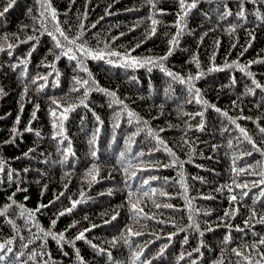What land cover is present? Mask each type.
Segmentation results:
<instances>
[{
  "label": "trees",
  "instance_id": "1",
  "mask_svg": "<svg viewBox=\"0 0 264 264\" xmlns=\"http://www.w3.org/2000/svg\"><path fill=\"white\" fill-rule=\"evenodd\" d=\"M7 2L8 0H0V11L7 6ZM44 4H50L51 8L57 11L60 26L68 36L79 35L80 25L83 24L85 30L82 40L86 41V46L94 52L115 50L123 54L140 44V47L131 53L133 57L138 58H158L168 52L169 40L177 32L175 25L177 13L180 12L178 0H159L156 10L163 9L166 14L156 17L161 23L156 25L155 35L150 34L152 25L148 19L154 10L147 5L146 0H75V3L71 0H41V3L37 0H16L13 7L0 16V45H18L11 49L12 56H8L7 52H0V88L4 90L0 95V160L5 162V171L0 173V180L3 181L0 183V207L11 203L7 198L13 192L16 193V205L9 209L8 215L0 217V243L13 239L14 251H24L25 256L21 260H27L30 250L42 251L40 245L43 240L35 239L36 236L42 235L40 229H49L51 220L55 219L60 211L71 207V200L82 199V203L71 214L59 218L54 231L65 232V240H74L80 231L91 228L85 235L87 241L97 245V249H93L86 241H76L74 246L64 243L61 247L49 238L43 249L51 254L49 264H80L76 256L77 250L84 264H113V261L115 264H132L133 250L139 251L137 245L144 248L141 260H151L152 264H177L181 253L185 258L179 260V264H191L192 260H195L196 264H213L221 258L224 264H235L238 258L231 249L242 248L244 244L251 245L258 238L253 235L254 232L264 236V224L255 221H252L249 227L244 224L249 207H255L258 213L264 212V205L252 204V197L259 190L251 184L249 187L252 191L249 197L244 198L239 214L234 218L225 217L223 222L220 220L225 210H231V193L223 186L231 184L235 176L232 172V158L246 150H252L251 146L221 113L213 109L205 110L194 101L188 103L191 97L186 85L173 82L159 68L148 72L146 67L124 68L107 62L114 60L119 64L117 57L106 55L102 60L85 57L84 66L91 73V78L97 82V86L114 91L127 105V110L123 105L110 106L111 98L95 91V86L85 100L88 107L80 105V101L84 99V90L81 88L78 92L72 91L73 77L87 79L88 74L79 70L76 61H69L66 57L56 61L49 52L53 48L51 38L42 34L43 29L40 32L33 31L35 27H39L41 20L49 28L53 26L50 10L46 11ZM244 8L246 19L242 20L237 17L240 10L239 0H200L197 7L185 18L179 44L173 54L164 61V65L168 70L184 77L204 72L202 78L194 81L203 99L222 111H227L230 117L246 129L257 146L264 150V134L258 131V125L264 127V91L256 89L254 94H249V87H254L251 84L252 78L238 68L208 72L213 64L223 67L226 61H238L241 65H248L249 61L264 60V23L256 18L257 13L264 15V5L248 2ZM227 11L232 15L222 18ZM41 12L45 13L44 17H40ZM232 26H236L234 32L231 31ZM249 32L253 33L254 40L249 36ZM29 35L38 39L28 43H20L16 39L19 37L20 40H25ZM5 36L7 41L3 39ZM113 37L118 39L113 40ZM216 41H219V45ZM33 44L35 51L32 52L26 69L21 66L13 71L10 65L26 58ZM196 60L199 61V68L196 66ZM52 63H55V71L47 66ZM248 70L264 85V63H254ZM37 76H46L47 80H36L33 84L31 81ZM25 85H28L29 90L21 100ZM40 85H44V88L37 91ZM52 100L61 105H78L68 113V119L64 121V135L67 139L63 144L58 143L62 137L53 139L55 132L52 128L50 109L56 108V105L52 104ZM21 104L24 107L18 128L22 135L17 136L14 143H4L11 139L10 130L16 126L14 122L20 114ZM37 104V119L31 124L34 131L29 133L24 129L29 125L31 113ZM61 111L62 108L57 109L58 116ZM128 111L136 113L142 121H147V126L136 123L135 119L129 123ZM201 111L204 112L203 131L197 128L201 117L195 115ZM97 116L102 124L96 120ZM241 116L251 119H239ZM117 124L119 126L115 127ZM148 127L157 131L173 149L183 167L178 165L143 172L133 167L128 169V173L137 172V176L128 180V173L117 164L120 152H125L126 158L140 167H143L140 164L141 159L165 164L171 159L162 149L152 151L156 141L148 136ZM97 128L100 129L98 139L94 145H90L89 140ZM159 129L164 131L159 132ZM138 130L139 135H134ZM35 131H39L41 136L36 137ZM185 139L189 144L183 143ZM229 142L232 147H229ZM69 143L74 155L65 151ZM213 145L217 146L215 150ZM29 149L34 151L29 152ZM93 150L96 157L91 154ZM140 151H151L152 154L133 159ZM252 151L251 156L245 155L237 160L236 166L253 165L254 170L260 172L264 170V156L260 152ZM26 152L29 153L27 157L23 155ZM66 154L68 159L65 161ZM94 163L99 166L98 182H93L90 186L91 177H86L85 173ZM9 171L14 173L13 180L16 183H9ZM179 172H183L184 182L188 186L186 193L176 182L180 179ZM151 176L159 178L151 181V187L162 188L171 197L169 199L157 195L154 199L161 204L170 203L173 207L157 209L148 198H141L140 207H143L144 213L154 218L144 219L141 215L137 222V219H133L128 203V185L134 190L139 186L140 180ZM194 177L202 178L203 182L201 179H193ZM165 178H168L167 182ZM237 179L239 182L258 180L260 177L241 175ZM17 187L27 191L17 192ZM81 191L85 194L83 198L80 196ZM61 192L65 193L64 196L54 205L42 208L41 212L36 214L35 223L20 215L22 209L19 205H23L24 209L34 210L41 204H49ZM185 196L191 200L193 209L200 210L199 215H196L195 211L191 214L198 221L200 231L204 232L203 236L188 228L190 212ZM136 198L133 197V202ZM204 212H210V215H204ZM116 213H119L116 220L106 224L105 221L111 220ZM9 220L15 223L16 228L8 223ZM161 220L165 223L158 222ZM74 222L76 227L65 231ZM92 225L98 227L92 228ZM128 227L143 235L128 236ZM208 227L213 231H207ZM237 227L244 231H237ZM181 228L186 230L179 231ZM173 232L177 234L169 240V234ZM122 233L130 240L132 248L125 244L123 239L119 240L115 247L112 246L110 242L113 238ZM185 237L187 243H184ZM28 240H35V243L30 244L29 249H22L21 243ZM165 244L168 247L163 256L153 259ZM101 248L106 250L105 254H97ZM197 248L200 249L199 252L193 251ZM188 252H192L191 257L187 255ZM107 253H111V258ZM48 259L47 256H38L36 261L29 260L28 264H43L44 260Z\"/></svg>",
  "mask_w": 264,
  "mask_h": 264
},
{
  "label": "snow or ice",
  "instance_id": "2",
  "mask_svg": "<svg viewBox=\"0 0 264 264\" xmlns=\"http://www.w3.org/2000/svg\"><path fill=\"white\" fill-rule=\"evenodd\" d=\"M38 3H41V0H37ZM72 3H75V0H71ZM159 0H146L147 5L153 9L154 11L150 13L148 19L151 20V29H150V34L151 35H155L157 28L156 25L160 24L161 21L158 20L156 17L165 15L166 13L164 12L163 9H157V4H158ZM200 2V0H178L179 3V7H180V12L177 13L178 19L176 22V27H177V32L171 37V39L169 40V50L168 52L162 56V57H158V58H153V57H146V58H138V57H133L131 55L132 52H134L136 50V48L140 47V44H137L134 48L126 51L125 53H120L118 51L115 50H111L108 52H104L103 50L100 51H95L88 48L86 46V41L82 40V36H83V32H84V25L81 24L80 25V29L81 32L79 35L75 36V37H70L66 34V32L61 28L60 26V22L58 20V16H57V11L54 8H51L50 4H44L43 6L45 7L46 11L50 10V18L51 21L53 23V26L51 28H49L47 26L46 23H44L43 20L40 21L39 27H35L33 29V31L35 32H40L41 29H43L42 34H46L48 35L51 40L53 41V48L49 50L50 54H52L54 56V59L56 61L60 60L61 57H66L69 61H76L77 64L79 65V70L86 72L88 74L87 79H83L80 78L79 76H74L73 80H74V87L72 89V91H80L81 88H83V96L84 99H82L80 101V105H83L85 108L88 107V105L85 103V100L87 99L89 92L93 89L95 91H99L104 93L106 96L111 98L110 101V106L111 104H116V105H123V108L125 110H127V105L124 104V102L119 99L116 95V93L114 91H110L107 89H103L100 88L99 86H97V82L91 78V73L88 72V69L84 66V58L88 57V58H93V59H104V57L110 56V57H117L120 61L119 64L116 63V61L114 60H108L107 62L109 64H112L114 66H119V67H124V68H132V69H137V68H141V67H146L148 72H151L153 68H159L160 71L164 72L168 77L171 78V80L173 82L182 84V85H186L187 86V91L190 95V99L187 101L188 103H192L193 101L197 104H200L205 110L207 109H213L214 111H216L217 113H221L225 118L228 119L229 123L231 125H234L236 129H238L239 133L241 134L242 138L244 141H247V143L251 146V149L256 151V152H260V154L262 156H264V150H262L261 148H259L256 144V142L253 140V138L249 135V133L246 131L245 128L241 127L238 123L237 120L230 117L227 111H222L220 108L216 107L214 104H210L207 100L203 99L202 95H201V91L199 88H197L195 86L194 81L195 80H199L200 78H202L205 73L204 72H197V74L195 76H187L184 77L178 73H174L170 70H168L165 65H164V61H166L168 59L169 56H171L173 54V51L175 49V47L179 44V37L182 35L183 32V28L182 25L184 23L185 18L187 17L188 13L192 10L195 9L197 7V4ZM251 2L252 4H257L260 3L262 5H264V0H239L240 3V10L237 13V17L238 19H246V11L244 8L245 3ZM16 3V0H8L7 2V6L3 8L2 11H0V16H3L6 12H8V10L13 7V5ZM31 11V10H29ZM107 14H111V13H107ZM45 13L41 12L40 13V17H44ZM232 15V13L230 11H227L224 13V16L222 18H226L227 16ZM84 18H87V15L85 13ZM258 20H260L262 23H264V15L257 13V17ZM103 19V17L101 18ZM138 26V25H137ZM93 27H95V25H93ZM236 26H232L231 31L234 32L235 31ZM135 30V29H133ZM123 35V33L121 34ZM249 36L254 40L255 37L253 35L252 32H249ZM5 41H7V36H5L3 38ZM17 40H19L20 43H28L29 41H36L38 38L36 36L33 35H29L27 36V38L25 40H20L19 37H16ZM118 39V37H113V40ZM216 44L219 45V41H216ZM18 45L13 44V43H7L6 47L4 45H0V52H7L8 56H12L13 52L11 51V49L17 47ZM236 45H233V47H235ZM249 47L251 46V41L249 42ZM56 50H59V52L57 53ZM35 51V44H33L32 46V50L29 51L27 53V57L26 58H22L19 59V62L17 64H12L10 65V67L12 68L13 71H15L18 67L23 66L25 69L28 65L29 62V58L32 56V52ZM244 51H247V48L244 49ZM79 54V55H78ZM241 55H243V52L241 53ZM213 61L215 59V56L212 57ZM196 66L197 68L200 67L199 65V61L196 60ZM254 63H264V60H256V61H249L248 65H241L239 64L238 61H231L228 62L226 61L225 64L223 65V67L217 66L215 64H213V66L211 68L208 69V72H213V71H223L225 68H238L241 72H245L246 75L248 77H251V84L254 87H249L248 89V93L249 94H254L256 89H260L261 91H264V85H261L254 77V74L249 71L248 69L250 68V66ZM49 67H51L53 69V71H55V63H52L50 65H47ZM49 75H51V73H49ZM59 75V73H57V76ZM135 79V78H134ZM36 80H47L46 76H37L36 79H33L31 82L33 84L36 83ZM44 88V85H40L37 88V91H42ZM28 85L24 86L23 92L21 94V100L24 99V97L27 95L28 93ZM4 92V90L2 88H0V95H2ZM52 104L56 105V108L54 109H50V115L53 118L52 120V128L55 132V135L53 136V139H57L58 137H62V139L58 140V143L63 144L64 141L67 139V137L64 135V121L68 119V113H70L71 111H73L78 105L75 104H69V105H61L58 104L56 100H52ZM233 104L235 105V101H233ZM23 104L20 105V114H18L16 116L15 119V125L14 127L11 128V139L9 141H5L4 143H14L15 139L17 136L22 135V133H20L18 125L21 123V115L23 113ZM62 111L59 113V116L57 115V109H61ZM39 110V105H35L34 106V110L31 113V120L29 121V125L24 129V131L26 132H33V128L31 127L32 121L37 119V111ZM127 115L129 117V123L133 122V119H135L136 123H143L147 126L148 122L147 121H142V119L140 117L137 116L136 113L132 112V111H128ZM186 115H191V114H186ZM195 115H198L201 117V121L200 123L197 125L198 130L203 131L204 130V120H203V116H204V112H197ZM119 118V113H117V119ZM194 118V117H193ZM239 119H251L250 117H239ZM96 120L102 124V121H100V118L97 116ZM119 125H115V127H118ZM190 130V128H189ZM228 129H225V131H227ZM100 129L97 128L96 132L93 134L92 138L89 140V144L90 145H94L98 139V134H99ZM139 131H137V133H135L134 135H139ZM164 129H159V132H163ZM258 131L261 134H264V127H259L258 125ZM35 136L36 137H40L41 133L39 131H35ZM148 136H150L153 140L156 141V145L154 146V148L152 149V151H160L161 149L163 151H165L166 153L169 154V156L171 157V159L169 160V162L167 164L162 163L160 161H144V160H140V164L143 165V167H140L138 165H134L132 163L131 160H128L126 158L125 152H120L119 153V157L117 159V164H120L122 166V170L125 173H128V169L129 168H137V171L139 172H143V171H151L153 169H160V168H168V167H177L178 165L182 168L183 167V163L179 160V158L176 156V153L173 151V149L171 147H169L167 145V143L159 136L157 131H154L153 129H151L150 127H148ZM237 139L239 140L240 137H237ZM129 140H131V137L129 138ZM184 144H189V141L187 139L183 140ZM191 147V145H190ZM217 146L213 145V149L215 150ZM229 147H232L231 142H229ZM252 150H246L245 152L241 153L239 156H233L232 158V172L235 173V176L233 177L231 184L229 185H225L223 187H227L228 192L231 193V195L229 196V201H230V208L231 210H225L223 217L220 218V220L223 222L225 217H232L234 218L236 215L239 214L240 211V206L242 205V202L244 201V198L249 197V193L252 191V188L249 187V184L252 185L253 188L258 189V193L254 194L252 197V204L255 205L257 203H260L262 205H264V170H261L260 172H256L254 170V166L253 165H247L244 167H237V160L243 158V156L247 155V156H251L253 154ZM34 151V149H29V152ZM66 153L68 154H73L71 151V144L69 143L67 149L65 150ZM128 151H131V147L129 145ZM92 156L96 157V152L95 150L92 151ZM152 152L150 151L149 153H145L143 151H140L138 153H136L133 157V159H137V158H143L145 155H151ZM25 157H27L29 155L28 152L23 154ZM68 159V155L66 154L64 156V160L66 161ZM189 162H191V159L189 160ZM4 161L0 160V173H3L5 171V167H4ZM259 163V162H257ZM25 171H27V169H25ZM13 175L14 173L9 171L7 173V178L9 183H16L15 180H13ZM67 175V174H66ZM86 177H91V180L89 181V185L91 186V183L93 182H98L97 181V176L99 175V166L97 164H93L91 166V168H89L86 173H85ZM241 175H246V176H259L260 179L258 180H250V181H239L238 182V177ZM137 176V172H131L128 173L127 175V179L131 180L133 178H135ZM178 176L180 177V179L178 181H176L177 183L180 184L181 188L184 190V192L186 193L188 191V186L186 185V183L184 182V176H183V172H179ZM159 179L157 176H151L149 178H144L142 180L139 181V186L136 189H132L131 185H128L129 191H128V203L130 204V211L133 214V219H137L138 217H140L141 215H143L144 219H153V216H149L147 213H144V209L143 207H140L141 203H142V199L141 198H148L151 203L154 205L155 208L159 209L161 207L163 208H172L173 205H171L170 203L164 202L163 204L158 203L154 197L159 195L160 197H167V198H171L169 196V194L164 191L162 188H155V187H151V181L157 180ZM168 178H165V182H167ZM193 179H201V182H203L202 178L199 177H194ZM3 181L0 180V183H2ZM125 183L127 184V180L125 181ZM234 185V187H233ZM147 186V190H145ZM47 186H45L46 188ZM65 189H67V185H65ZM236 190H239V192L237 193ZM17 192L19 191H27V189H23L20 187H17L16 189ZM43 194V193H42ZM64 192L59 193L58 195H56L54 197V199L52 201L49 202V204L44 205L41 204L39 205L36 209L34 210H27L24 209L23 205H19L18 207H20L22 209V211L20 212V215L22 217L26 216V219L28 221H33V223H35V216L37 213L41 212L42 208H47L50 207L52 205H54L56 203V201H58L60 199L61 196H64ZM139 194V195H137ZM16 193L13 192L12 195H10L7 199L9 201H11V203L5 204L2 207H0V217L6 216L9 214V209H11L14 205H16V201L14 200ZM84 192L81 191L80 192V196L81 198L84 197ZM136 196V200L135 202H133V197ZM204 199H211V197H203ZM28 197H25V200H27ZM69 199L71 200V197H69ZM184 199L186 200L188 207H189V221L190 224L188 225V228L194 229L196 232L199 233V235L203 236L204 232L200 231V225L198 223V221L195 219V217L191 214L193 211H195L196 215L200 214V210L199 209H193L192 204H191V200L188 199L187 196L184 197ZM82 203V199H76V200H71V207L65 208L63 211H60L58 213V215L56 216L55 219H52L50 222V228L45 230L43 228L40 229V232L42 235H38L35 237V239L37 240H43V243L40 245L42 251L37 252V251H32L30 250L28 253V259L27 260H21L22 257L25 256V252L24 251H19V252H15L12 245H13V239H8L6 242L4 243H0V264H28L29 260L32 261H36V258L39 256L41 258H43L44 256H47L49 259L48 260H44L43 264H49V260H51V254L47 251H44V245L47 244V239H51L53 241H55L57 243V245L63 247L64 243H68V244H72L73 246L75 245L76 241H86L87 243L90 244V246L93 249H97V245L92 244L91 241H87L86 232L91 231V228H86L83 231H80L74 238V240H65V232H60V233H56L54 231L56 224L59 220L60 217L65 216L66 214H71L73 212L74 209H76V207ZM119 215V213H116L115 215H113L111 217V220H106L105 223H111V221L116 220L117 216ZM204 215H210V212H204ZM85 219H87V217H85ZM255 221L256 223L259 224H264V212H257V209L255 207H249L248 210V216L245 218L244 220V224L246 227L251 226V222ZM137 222H139V220L137 219ZM159 223H165V221L161 220L158 221ZM8 223L13 227L16 228L15 223L12 220H9ZM38 226V225H36ZM175 226V225H173ZM227 227H232L231 225H226ZM76 227V222H74L73 224H70L68 229H65V231L70 230L71 228ZM98 227V225H92V228ZM30 230V229H29ZM127 233L128 236H140L143 235V233L139 232V231H133V229L131 227H128L127 229ZM186 229L181 228L179 229V231H185ZM237 231H241L243 232L244 229L237 227L236 229ZM207 231H213V229L211 227L207 228ZM177 233L173 232L171 234H169L168 239L171 240L172 236L176 235ZM35 235V234H34ZM253 235H256L258 238L253 241V243L251 245L248 244H244L242 246V248H233L231 249V252L238 258L235 261V264H264V251H262V248H264V236H260L257 233H253ZM23 240V238H21ZM123 239L124 243L127 244L130 248H132V244L130 242V240L124 236V234L122 233L119 237H115L113 238V240L110 242L112 244L113 247L116 246V244L119 242V240ZM187 237H185L184 243H187ZM228 242V238L226 237L225 239V243ZM35 243V240H28L27 242H23L21 243V248L22 249H29V245ZM137 248H139V251L133 250L132 253V264H137V262L139 261L140 264H152L151 260H141V257L144 256V248L140 247L139 245L136 246ZM168 247L167 244H165L164 246L161 247L159 253L157 256L153 257V259H159L160 257L163 256L165 249ZM193 251L195 252H199L200 249H194ZM106 250L105 249H98L97 254H105ZM65 255H67V253H64ZM108 257L111 258V253H107ZM187 255L189 257L192 256V252H188ZM76 256L78 258V260L80 261V264H84L83 258L80 256L79 250H77L76 252ZM185 258L184 254L181 253V255L178 258L177 264H179V260H183ZM113 264H115V261H113ZM191 264H196L195 260L191 261ZM213 264H224L223 259L221 258L219 261H214Z\"/></svg>",
  "mask_w": 264,
  "mask_h": 264
}]
</instances>
